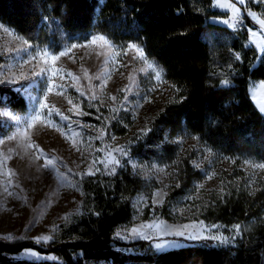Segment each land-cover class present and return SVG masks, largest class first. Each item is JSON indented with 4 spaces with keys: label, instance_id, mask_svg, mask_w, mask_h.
I'll use <instances>...</instances> for the list:
<instances>
[{
    "label": "trees",
    "instance_id": "obj_1",
    "mask_svg": "<svg viewBox=\"0 0 264 264\" xmlns=\"http://www.w3.org/2000/svg\"><path fill=\"white\" fill-rule=\"evenodd\" d=\"M246 7L260 9L251 0ZM228 16L214 0H0V22L34 45L58 52L94 34L117 46L135 43L176 87L175 99L128 145L130 158L176 170L170 193L155 206L171 220L172 205L191 195L203 178L193 155L181 153L179 138L195 137L237 164L251 159L264 165V114L249 90L251 81H264V51L248 43L252 21L247 15V26L240 28L216 21ZM0 107L25 112L27 101L20 91L0 84ZM120 120L111 128L129 136L132 120L128 115ZM9 130L0 118V136ZM82 190V212L62 223L50 242L0 239V264H264V180L254 188L241 182L213 194L193 215L243 226L235 244L201 239L161 251L153 250L150 240L127 243L117 236L134 217L133 199L148 190L128 159L114 173L87 176ZM26 250L52 258L18 256Z\"/></svg>",
    "mask_w": 264,
    "mask_h": 264
},
{
    "label": "rangeland",
    "instance_id": "obj_2",
    "mask_svg": "<svg viewBox=\"0 0 264 264\" xmlns=\"http://www.w3.org/2000/svg\"><path fill=\"white\" fill-rule=\"evenodd\" d=\"M251 1L259 6L255 17L264 26V0ZM252 25L248 26L252 39L263 52L264 32ZM0 59V84L20 91L27 101L25 112L0 107V118L10 126L0 136V239L50 242L62 223L82 212L86 177L114 173L126 158L148 185L147 192L133 199L134 217L123 227L127 234L146 238L149 233L151 248L157 251L201 239L219 245L237 242L243 226L208 223L193 215L213 194L221 195L241 182L254 188L264 180L262 163L244 159L237 164L195 137L179 138L181 153L193 155L203 178L191 195L172 205L171 220L155 206H162L170 193L176 170L129 157L131 137L146 133L177 95L142 47L117 46L105 35L94 34L54 52L26 41L0 22ZM249 90L264 114V81H251ZM121 115L132 120L129 136L117 135L111 128L113 121L122 122ZM18 256L52 258L33 250Z\"/></svg>",
    "mask_w": 264,
    "mask_h": 264
},
{
    "label": "crops",
    "instance_id": "obj_3",
    "mask_svg": "<svg viewBox=\"0 0 264 264\" xmlns=\"http://www.w3.org/2000/svg\"><path fill=\"white\" fill-rule=\"evenodd\" d=\"M247 2H248V0H214V6L221 11L228 12L229 18H238V17L244 16V15H247L249 17V19L253 23H255V24H253L254 26L252 25V28H256L255 30H257L258 28H261V30L264 32V26L262 24H260L259 21L256 20V17H255V14L258 12L246 7ZM216 21L226 24L225 18H219V19H216ZM251 30L252 29L249 28V41H248V43L250 45L255 46L258 49L254 40L252 39ZM258 51H260V50L258 49Z\"/></svg>",
    "mask_w": 264,
    "mask_h": 264
},
{
    "label": "built area",
    "instance_id": "obj_4",
    "mask_svg": "<svg viewBox=\"0 0 264 264\" xmlns=\"http://www.w3.org/2000/svg\"><path fill=\"white\" fill-rule=\"evenodd\" d=\"M226 24L228 26H230L231 28H240V27H245L247 25V20L245 17H239V18H227L226 19ZM117 236L119 238H121L124 242H132V241H136L139 239H147L149 240L151 235L148 233V235H146V238H141L138 235H130L127 234L124 230H120L117 232Z\"/></svg>",
    "mask_w": 264,
    "mask_h": 264
},
{
    "label": "snow or ice",
    "instance_id": "obj_5",
    "mask_svg": "<svg viewBox=\"0 0 264 264\" xmlns=\"http://www.w3.org/2000/svg\"><path fill=\"white\" fill-rule=\"evenodd\" d=\"M139 54L142 56L143 55L142 51L139 52ZM225 83H226V81H225ZM48 163H49V165H51L52 164V161L50 160Z\"/></svg>",
    "mask_w": 264,
    "mask_h": 264
}]
</instances>
